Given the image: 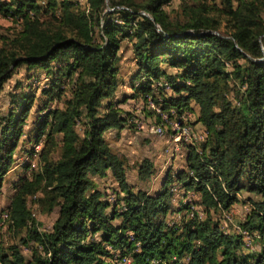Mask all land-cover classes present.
Returning <instances> with one entry per match:
<instances>
[{"label":"trees","instance_id":"16d2710c","mask_svg":"<svg viewBox=\"0 0 264 264\" xmlns=\"http://www.w3.org/2000/svg\"><path fill=\"white\" fill-rule=\"evenodd\" d=\"M85 1L0 0V15L18 25L0 34V92L20 66L29 78L46 74L43 99L36 87L11 92L17 103L0 115V188L19 145L37 156L7 207V228L21 235L0 246V264H264V0ZM126 40L136 60L129 97L160 123L150 101L174 119L195 104L207 133L184 144L185 167L168 171L156 193L132 189L105 137L136 127L115 99ZM154 172L144 159L140 179ZM108 173L119 184L112 199L92 180ZM175 181L197 199L175 206ZM30 196L56 213L50 229L33 217ZM242 202L250 209L230 233L214 212ZM251 236L261 245L246 251ZM30 243L26 256L20 246Z\"/></svg>","mask_w":264,"mask_h":264},{"label":"rangeland","instance_id":"374dc122","mask_svg":"<svg viewBox=\"0 0 264 264\" xmlns=\"http://www.w3.org/2000/svg\"><path fill=\"white\" fill-rule=\"evenodd\" d=\"M41 4L44 3V0H38ZM78 2L81 7L86 6L85 0H73ZM179 3V0H173L172 4L168 7H175ZM110 6V5H109ZM109 12H113V7ZM108 8V9H109ZM18 27L17 23L11 20L8 17L0 15V34H8L11 30H14ZM121 59L119 62L120 66V79L121 84L119 85L116 93L115 99L121 102V107L130 110L135 115H137L134 123L136 127H126L125 129L118 131L117 129H111L105 133V137L110 142L114 152L120 155L125 160L127 177L128 181L134 191L139 189L148 190L150 193H156L162 187V184L166 178L167 171L173 170L176 171L180 168H183L186 157V144L183 141H174L172 136L173 131L171 125L168 123L165 125L164 135H159L157 132V126L161 125L160 122H156V115L151 114L150 110L146 108L144 101L142 99H133L129 95L132 93L131 83L132 77L136 71V60L134 54L131 50V42L128 40L124 41L120 51ZM35 77H27V72L25 71V66H20L16 73L4 84V88L0 92V115L7 114L11 107L17 102L11 101V92L19 91H29L30 88L33 89L36 87V94L41 98L40 91L42 87L46 84V74L43 70H38ZM18 85V86H17ZM34 90V89H33ZM43 99V98H41ZM127 99V101H126ZM51 105H55V102H51ZM42 105V100L38 98L35 99L31 112L27 117L26 129L33 125V122L37 118V108ZM194 109L198 106L193 104ZM150 107L159 113V111L151 106ZM150 108V109H151ZM184 111L185 114H190L186 116V126L189 129L193 137L200 138L205 140L207 133L204 132L202 126L197 127V112L195 110ZM189 119V121H188ZM138 122V123H137ZM31 128V127H30ZM151 128L154 130V133L151 132ZM177 133L179 134L180 131ZM176 134V132L174 133ZM199 140V139H198ZM30 144L19 145L14 152V163L8 173L4 176L2 186L0 188V246H7L13 243H18V238L21 234H15L7 228V219L5 214L7 207L16 193L21 180L24 178L31 177L33 169L36 168L37 156L34 154L29 156L27 150L30 149ZM150 159L154 162L155 172L148 180H142L139 177V166L144 161V159ZM92 180L95 181L98 185L97 189L102 190L108 195L111 199L115 196V193L119 189V184L112 176L111 173H108L105 177L93 176ZM173 191L178 193L176 197L183 195V190L177 192L180 188L178 182H173ZM178 186V187H177ZM188 201H194L197 199V196H194L193 193L187 194ZM247 192H243L241 197L247 198L251 196ZM107 196V197H108ZM180 196V197H181ZM36 196H30L28 198V206L32 212L33 217L42 223L43 228L50 229L51 225L56 218V213L44 212L39 204L35 202ZM175 197V198H176ZM174 201V200H173ZM175 206L179 205V202L175 200ZM249 203H239L233 206L230 211L220 210L214 212V217L220 220V224L223 229L230 233H238L239 223H241L249 208ZM195 210H198L201 217H205V212L202 211L199 207H195ZM178 214H169L170 219L179 218ZM5 219V220H4ZM256 237H252L249 240H245V250L259 249L261 243L258 240H255ZM259 239V238H258ZM34 244L30 243V246H20L22 252L26 255H30V248ZM130 262V260L128 261Z\"/></svg>","mask_w":264,"mask_h":264},{"label":"bare ground","instance_id":"6f19581e","mask_svg":"<svg viewBox=\"0 0 264 264\" xmlns=\"http://www.w3.org/2000/svg\"><path fill=\"white\" fill-rule=\"evenodd\" d=\"M111 8H109V10H110ZM143 14H146V15H148L146 12H142ZM151 102V101H150ZM151 106H152V104H151ZM178 117L177 118H175L174 119V124H179L180 125V127L181 128H185V130H183V131H180V133L178 134L177 133V131H175L176 132V134H173L172 136H173V138H174V140H177V141H183V142H185L186 144H189V143H193L194 141H195V137H193V135L190 133V131H189V129L187 128V126H186V122H185V120H186V116H190V115H177ZM188 121H189V119H188ZM138 123V122H137ZM169 124V125H171V128H173V121L172 120H163L160 124L161 125H159V126H157L158 128H157V132L159 133V135H164V133H166L165 132V125L166 124ZM174 132V133H175ZM179 132V131H178ZM199 139V140H198ZM196 138V142H197V144L198 143H201L202 142V139H201V137L200 138ZM195 143V142H194ZM8 214L6 213L5 214V218L6 219H8ZM5 220V219H4Z\"/></svg>","mask_w":264,"mask_h":264},{"label":"built area","instance_id":"2783aa9c","mask_svg":"<svg viewBox=\"0 0 264 264\" xmlns=\"http://www.w3.org/2000/svg\"><path fill=\"white\" fill-rule=\"evenodd\" d=\"M151 104H152L153 107H155L159 111V114L162 115L163 120H172L173 121V128H172L173 134H174L175 131H183V130H185V128H181L179 124H174V117L170 118L167 114L161 112V109L158 106H156L152 101H151ZM179 115H190V114H185V112H183V113H181ZM151 132L154 133V130L152 128H151ZM238 233H240V229L238 230ZM251 237H257V236H251ZM117 264H124V259L122 261L120 260Z\"/></svg>","mask_w":264,"mask_h":264},{"label":"crops","instance_id":"0c3cea01","mask_svg":"<svg viewBox=\"0 0 264 264\" xmlns=\"http://www.w3.org/2000/svg\"><path fill=\"white\" fill-rule=\"evenodd\" d=\"M194 110H195V111L197 112V114H198V110H199V109L196 107ZM198 126H201V124L198 123V124H197V127H198ZM124 129H125V128H124ZM122 130H123V129H122ZM118 131H121V130H118ZM174 141H175V140H174ZM175 142H176V141H175ZM185 165H186V163H184V166H182V167H185ZM171 171H173V170H171ZM167 172H168V171H167ZM163 183H164V182H163ZM177 187H178V186H177ZM178 188H180V187H178ZM181 190H182V189H179L177 192H179V191H181ZM188 193L190 194V193H192V192H186V193H185V192L183 191V195H182V196L180 195L181 197H180V196H179V197H176V196L178 195V193L174 194V196L176 197V198L174 197V201H175V200H177L178 202H180L181 200H183V201H188V199H187V196H188V195L186 196V194H188ZM193 195H194V194H193ZM194 196H195V195H194Z\"/></svg>","mask_w":264,"mask_h":264}]
</instances>
